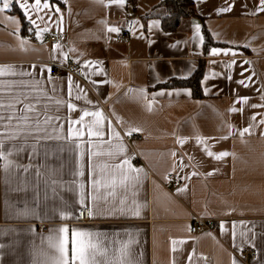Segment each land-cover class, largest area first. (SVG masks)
Masks as SVG:
<instances>
[{
    "label": "crops",
    "instance_id": "crops-1",
    "mask_svg": "<svg viewBox=\"0 0 264 264\" xmlns=\"http://www.w3.org/2000/svg\"><path fill=\"white\" fill-rule=\"evenodd\" d=\"M161 1L13 0L0 11V134L17 137L9 159L22 166L5 172L0 160V264H50L47 238L61 227L98 234L101 264H119L124 245L123 264H264V4L193 0L196 17L166 33L151 13ZM69 59L75 74H52ZM201 62V99L163 86ZM85 111L102 113L103 136L88 135L95 117L75 123ZM195 218L212 230L191 234Z\"/></svg>",
    "mask_w": 264,
    "mask_h": 264
},
{
    "label": "snow or ice",
    "instance_id": "snow-or-ice-1",
    "mask_svg": "<svg viewBox=\"0 0 264 264\" xmlns=\"http://www.w3.org/2000/svg\"><path fill=\"white\" fill-rule=\"evenodd\" d=\"M41 0H35V4L37 6L40 5ZM102 2V0H100ZM13 3V0H3V7L0 8V11L8 9L10 5ZM120 4H123V0H119ZM261 4H264V0H261ZM22 8L27 7V3H21L20 5ZM49 5L44 4V7L47 8ZM59 11V9H57ZM34 23V21H31ZM109 31L115 32L117 31L116 28H110ZM196 31L199 33V25L196 26ZM218 50L213 49L212 54H217ZM3 74V70H0V75ZM243 83V81H240ZM69 107H73L69 105ZM87 116L95 117V119L88 124V135L89 136H103V132L99 130L100 122L103 120V115L100 112H88L85 111L82 116H80L79 120L75 121V123L84 124V118ZM11 119V117H9ZM26 119V118H25ZM245 132L248 129H244ZM82 129L76 130V135H82ZM17 137L13 134H0V160H3L4 163L2 167L4 168L5 172H9L14 168H20L21 165L15 163L13 160L9 159L13 155L12 149H10L7 145V141H11L16 139ZM13 148L15 146L13 145ZM17 151H22V149H18ZM209 156L214 155L212 152H208ZM227 155V153H220L215 158L221 159L223 156ZM125 164L128 163L127 160L124 161ZM25 172L28 171V168L25 166L23 167ZM37 175H39V170H37ZM83 174V173H81ZM98 183V182H97ZM83 204V199L81 200ZM30 212L28 211L27 207L18 215H29ZM93 213L89 210V215L91 216ZM138 215V213H137ZM58 235L56 236H49L48 245L51 249L55 250V253L50 256L49 262L50 264H101L100 261L97 260L98 256H105L107 253V248L102 246L101 242L95 240V236L98 234H93L89 232L80 231L77 229H72L70 232L69 238V229L67 227H61L55 230ZM69 243L71 244L70 248V255H69ZM175 243V241H173ZM2 247V246H0ZM127 245L122 246L120 249L121 251V258L119 259V264H123L122 257L126 255ZM105 264H114V262L105 261Z\"/></svg>",
    "mask_w": 264,
    "mask_h": 264
},
{
    "label": "trees",
    "instance_id": "trees-1",
    "mask_svg": "<svg viewBox=\"0 0 264 264\" xmlns=\"http://www.w3.org/2000/svg\"><path fill=\"white\" fill-rule=\"evenodd\" d=\"M131 7L134 6L135 0H124ZM162 8L161 14L156 13V9ZM11 13H16L23 26L26 25L23 14L20 9L14 3L12 9L9 10ZM151 13L156 15L160 20L161 29L166 33L174 32L181 20L196 17L193 11V0H162L157 6H155ZM148 17V15H146ZM201 34L203 37L204 50L215 45L212 41L209 32L202 25ZM203 64L198 65L193 74L187 79H172L165 83V87H188L191 90L192 97L194 99H201L203 97L200 80L203 75Z\"/></svg>",
    "mask_w": 264,
    "mask_h": 264
},
{
    "label": "built area",
    "instance_id": "built-area-1",
    "mask_svg": "<svg viewBox=\"0 0 264 264\" xmlns=\"http://www.w3.org/2000/svg\"><path fill=\"white\" fill-rule=\"evenodd\" d=\"M121 36H118L117 39H120ZM64 39L63 35L60 34H46L45 35V40L49 42V44L54 45ZM79 70V65L74 59H69L67 60L66 64L64 66H54L53 65V75H59L62 73H67V74H75ZM139 135L134 134L131 136L130 139H138ZM131 162L133 164H137L140 162V158L136 155L133 154V156L130 158ZM168 181L169 184L174 183L176 181H179L176 175H169L168 176ZM77 219L79 222H86L88 220V211L87 209L83 208L78 211L77 214ZM192 225L190 227V232L191 234H196L198 232H201L203 230H212V221L211 220H204L201 218H195L192 220ZM41 228L45 230V226L42 225ZM241 257L246 260L250 258L255 257V252L253 250H243L241 252Z\"/></svg>",
    "mask_w": 264,
    "mask_h": 264
}]
</instances>
